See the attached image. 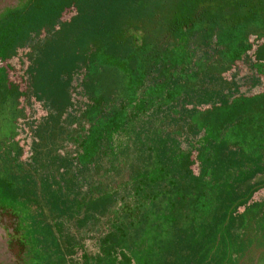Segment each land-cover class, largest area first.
<instances>
[{
  "label": "trees",
  "instance_id": "obj_1",
  "mask_svg": "<svg viewBox=\"0 0 264 264\" xmlns=\"http://www.w3.org/2000/svg\"><path fill=\"white\" fill-rule=\"evenodd\" d=\"M0 208L21 264H239L263 229L264 0L3 9Z\"/></svg>",
  "mask_w": 264,
  "mask_h": 264
},
{
  "label": "rangeland",
  "instance_id": "obj_2",
  "mask_svg": "<svg viewBox=\"0 0 264 264\" xmlns=\"http://www.w3.org/2000/svg\"><path fill=\"white\" fill-rule=\"evenodd\" d=\"M21 1L23 0H0V12ZM259 223L263 228L260 236L264 240V216L259 220ZM21 228L22 225L14 213H9L7 210L0 208V264H21L19 261L22 260L17 258L21 251V247L18 246L22 244L18 237ZM256 228L254 227L252 232L256 231ZM260 236H258L256 242L260 241ZM262 242L261 244L264 245ZM239 264H264V250L250 249Z\"/></svg>",
  "mask_w": 264,
  "mask_h": 264
},
{
  "label": "crops",
  "instance_id": "obj_3",
  "mask_svg": "<svg viewBox=\"0 0 264 264\" xmlns=\"http://www.w3.org/2000/svg\"><path fill=\"white\" fill-rule=\"evenodd\" d=\"M258 178H259V177H258ZM262 241H264V240H263L262 237H261V238H260V241L255 242L254 245L251 247V249L257 248V249H261V251L264 250V245L261 244ZM262 243H264V242H262Z\"/></svg>",
  "mask_w": 264,
  "mask_h": 264
}]
</instances>
